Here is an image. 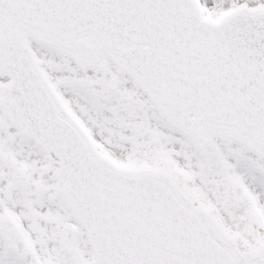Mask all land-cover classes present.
Here are the masks:
<instances>
[{
    "label": "snow or ice",
    "instance_id": "1",
    "mask_svg": "<svg viewBox=\"0 0 264 264\" xmlns=\"http://www.w3.org/2000/svg\"><path fill=\"white\" fill-rule=\"evenodd\" d=\"M0 264H264V0H0Z\"/></svg>",
    "mask_w": 264,
    "mask_h": 264
}]
</instances>
